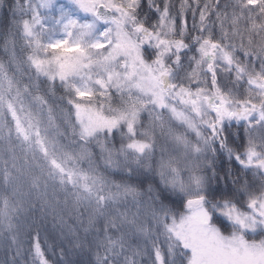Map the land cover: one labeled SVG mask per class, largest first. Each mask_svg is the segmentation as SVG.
Returning a JSON list of instances; mask_svg holds the SVG:
<instances>
[{"label": "snow or ice", "instance_id": "snow-or-ice-1", "mask_svg": "<svg viewBox=\"0 0 264 264\" xmlns=\"http://www.w3.org/2000/svg\"><path fill=\"white\" fill-rule=\"evenodd\" d=\"M4 9L0 264H264V0Z\"/></svg>", "mask_w": 264, "mask_h": 264}, {"label": "trees", "instance_id": "trees-1", "mask_svg": "<svg viewBox=\"0 0 264 264\" xmlns=\"http://www.w3.org/2000/svg\"><path fill=\"white\" fill-rule=\"evenodd\" d=\"M9 18H10V13H8L7 9H4L3 12H0V30H2L7 25ZM225 166H226V161H222L221 162V169L223 170V168ZM236 167H239V166L236 165ZM51 239L53 241H55L56 238H55V236H52ZM72 259L78 261L80 259V257H73Z\"/></svg>", "mask_w": 264, "mask_h": 264}]
</instances>
